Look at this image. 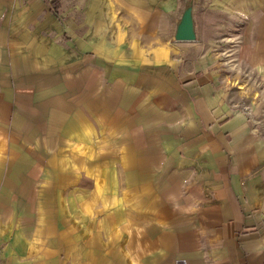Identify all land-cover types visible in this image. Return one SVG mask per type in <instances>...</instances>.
<instances>
[{"label":"crops","instance_id":"0c3cea01","mask_svg":"<svg viewBox=\"0 0 264 264\" xmlns=\"http://www.w3.org/2000/svg\"><path fill=\"white\" fill-rule=\"evenodd\" d=\"M186 1L85 0L78 41L56 45L47 61L68 52L70 65L81 63L89 48L98 69L107 70L94 98L98 118L124 135L129 190L153 199L143 213L158 230L155 241L148 234L158 264H264V132L241 107L229 74L234 60L264 83V0H193L198 11L205 7L196 17L197 40L177 42ZM38 6L37 24L46 13L56 21L43 0ZM67 19L53 28L71 38L75 20ZM4 157L0 151V166ZM6 209L12 215L21 207ZM64 229L53 221L2 219L0 264H85L87 255L72 252Z\"/></svg>","mask_w":264,"mask_h":264},{"label":"rangeland","instance_id":"374dc122","mask_svg":"<svg viewBox=\"0 0 264 264\" xmlns=\"http://www.w3.org/2000/svg\"><path fill=\"white\" fill-rule=\"evenodd\" d=\"M43 1L61 25L74 18L71 38L55 32L58 23L47 13L38 24L32 19L42 0H0V145L5 147L0 151L6 157L0 166V211H6L0 212V221L16 216L23 222L65 225L72 252L86 254L85 264H158L159 248L150 244L158 230L152 215L143 213L145 202L153 199L129 190L124 135L111 132L98 118L94 98L107 70L98 69V54L89 48L81 63L70 65L68 52L51 53L47 61L56 45H74L85 0H60L61 9L56 1ZM187 4L193 5L197 26L205 7L198 11L193 0ZM240 25L230 23V33ZM230 38L234 44L236 37ZM234 63L229 74L242 93L241 107L264 132L263 79ZM14 191L22 198L15 199ZM15 206L21 210L11 215L6 208Z\"/></svg>","mask_w":264,"mask_h":264},{"label":"water","instance_id":"95a60500","mask_svg":"<svg viewBox=\"0 0 264 264\" xmlns=\"http://www.w3.org/2000/svg\"><path fill=\"white\" fill-rule=\"evenodd\" d=\"M174 40L177 42H193L197 40V26L192 4H187L176 25Z\"/></svg>","mask_w":264,"mask_h":264},{"label":"built area","instance_id":"2783aa9c","mask_svg":"<svg viewBox=\"0 0 264 264\" xmlns=\"http://www.w3.org/2000/svg\"><path fill=\"white\" fill-rule=\"evenodd\" d=\"M0 255H1V249H0ZM0 261H1V259H0Z\"/></svg>","mask_w":264,"mask_h":264}]
</instances>
